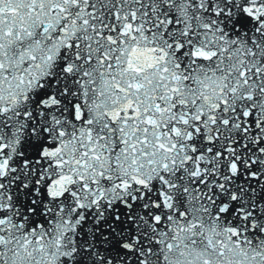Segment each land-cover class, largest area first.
Listing matches in <instances>:
<instances>
[{
    "label": "snow or ice",
    "instance_id": "snow-or-ice-1",
    "mask_svg": "<svg viewBox=\"0 0 264 264\" xmlns=\"http://www.w3.org/2000/svg\"><path fill=\"white\" fill-rule=\"evenodd\" d=\"M0 264H264V0H0Z\"/></svg>",
    "mask_w": 264,
    "mask_h": 264
}]
</instances>
